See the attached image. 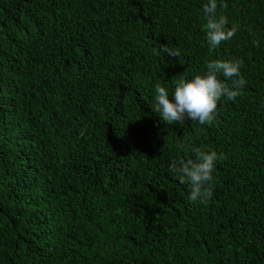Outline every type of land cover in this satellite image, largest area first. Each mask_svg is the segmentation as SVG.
Masks as SVG:
<instances>
[{"label": "trees", "instance_id": "obj_1", "mask_svg": "<svg viewBox=\"0 0 264 264\" xmlns=\"http://www.w3.org/2000/svg\"><path fill=\"white\" fill-rule=\"evenodd\" d=\"M207 2L0 0V264H264V0H217L239 30L211 52ZM213 59L241 95L165 124L156 84ZM193 149L223 155L206 203L169 170Z\"/></svg>", "mask_w": 264, "mask_h": 264}, {"label": "clouds", "instance_id": "obj_2", "mask_svg": "<svg viewBox=\"0 0 264 264\" xmlns=\"http://www.w3.org/2000/svg\"><path fill=\"white\" fill-rule=\"evenodd\" d=\"M220 7L227 8V4L221 0ZM217 8V0H208L203 5L206 18L205 38L210 52L217 49L222 42L230 41L239 30L238 24L229 27L227 16H217ZM253 43L259 46L257 41ZM158 51L169 57L180 56L178 48H170L167 45H160ZM242 66V60L213 59L206 63V71L202 75L187 79L185 71L179 79H173L175 86L171 99L166 87L157 83L154 96L155 113H159L161 120L167 125L184 123L186 120L198 122L200 125L213 124L216 120L218 101L223 97L235 102L241 95V90L246 84L241 75ZM221 75L224 80L219 78ZM225 81H231V84ZM178 147L183 148V144ZM193 151L195 160H173L169 170L176 174L180 184L187 183L190 186V201L206 203L213 196L216 161L223 159V155H218L215 151Z\"/></svg>", "mask_w": 264, "mask_h": 264}]
</instances>
